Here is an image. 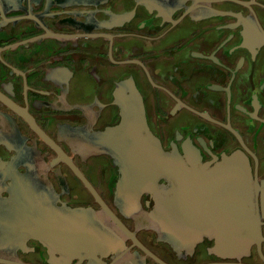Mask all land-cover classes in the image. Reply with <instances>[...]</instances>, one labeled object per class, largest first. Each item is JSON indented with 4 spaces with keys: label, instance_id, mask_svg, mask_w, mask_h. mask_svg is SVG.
Listing matches in <instances>:
<instances>
[{
    "label": "flooded vegetation",
    "instance_id": "af4514ba",
    "mask_svg": "<svg viewBox=\"0 0 264 264\" xmlns=\"http://www.w3.org/2000/svg\"><path fill=\"white\" fill-rule=\"evenodd\" d=\"M128 79L166 150L264 178V0H0V264H264L261 201L249 252L176 246L150 193L125 208L113 158L65 140L118 123Z\"/></svg>",
    "mask_w": 264,
    "mask_h": 264
},
{
    "label": "water",
    "instance_id": "95a60500",
    "mask_svg": "<svg viewBox=\"0 0 264 264\" xmlns=\"http://www.w3.org/2000/svg\"><path fill=\"white\" fill-rule=\"evenodd\" d=\"M116 102L118 123L102 130L70 127L64 138L88 154L113 158L122 172L117 201L137 210L142 194L150 193L151 218L161 237L176 246H194L208 235L222 256L249 252L262 234L264 178L253 175L246 155L232 153L211 165L194 145H185L184 153L175 145L166 150L149 126L144 97L132 79L119 83Z\"/></svg>",
    "mask_w": 264,
    "mask_h": 264
}]
</instances>
